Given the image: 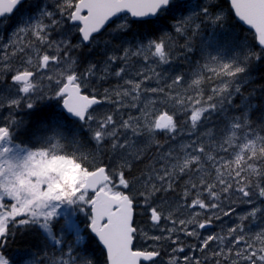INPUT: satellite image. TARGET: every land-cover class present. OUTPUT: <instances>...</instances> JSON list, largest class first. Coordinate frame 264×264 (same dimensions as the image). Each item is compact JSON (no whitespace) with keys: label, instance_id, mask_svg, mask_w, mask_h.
<instances>
[{"label":"snow or ice","instance_id":"snow-or-ice-1","mask_svg":"<svg viewBox=\"0 0 264 264\" xmlns=\"http://www.w3.org/2000/svg\"><path fill=\"white\" fill-rule=\"evenodd\" d=\"M23 4L24 0H0V23H6L4 18L19 11ZM230 6L235 16L254 30L260 52L238 45L237 38L225 31L224 16L214 12L207 3L190 6L187 0H59L55 11L37 5L35 13L20 12L17 26L8 42H0V53L3 54L4 67L9 68L10 57L33 52L14 71L11 81L13 85H20L19 93L26 95V108L35 109V143L16 142L13 131L15 118L11 123H0V264H94L87 255L86 245L90 239H97L103 246L107 264L152 261L160 256L158 250H133L137 231L133 227L136 196L118 189H130L133 184L139 183L141 188L138 195L150 208L151 222L159 225L162 219L172 220V214L164 217L158 207L151 206L157 194L172 190L181 174L193 172L195 175L203 171L200 167L202 163L211 162L215 177L209 182V177L200 176L198 182L186 185V207L218 209L219 204L212 201L218 202L220 193H238L241 202L248 204L253 203L255 195L264 197V137L253 131L247 112L228 121L226 131L231 134L219 145L216 156L208 154L212 145H206L202 138H198L184 146L182 162L181 157H174L169 152L147 166L146 173L141 172L139 177L129 179L131 170L143 154V150L135 147L134 138L144 133L151 136L157 131L175 135L178 131L175 111L171 115L168 111L161 112L153 119L154 112L145 106L139 109L141 116L129 117L119 124L111 114L97 120L90 114V109L112 99L109 89L104 90L102 98H98L95 92L87 95L82 91L87 87L88 78L95 76L97 71L103 73L100 79L114 75L124 80L120 90L112 93L117 98L114 102L119 106H123V100L127 97L132 98L130 106L136 107L135 101L141 95L148 92L159 95L163 99L152 103H161L165 107L171 103L179 108L187 117L186 124L190 122V130L195 132L198 125L210 119L213 113L224 111L226 105H232L237 95H242L239 78L248 73L253 61L264 60V0H230ZM57 15L60 19H57ZM129 15L133 18L131 22L123 18ZM65 19L68 28L62 31V38L50 39L51 31L60 27ZM115 20H120L115 24L116 38L127 37L132 23L146 26L148 30L133 35L131 40L121 39V43L113 47L112 54L107 55L103 68L89 64L83 73L78 72L74 67L77 61L72 57V51L92 44L94 34L100 33ZM165 24L183 39L184 44L179 48L185 59L195 49L205 61L192 71L189 86L192 94H172L177 86L185 82L186 74L183 73L175 75L167 89L144 87L145 82L153 78L149 72L160 75L155 68L137 70L132 78L124 79L134 67L133 58H138L145 65L154 59L161 64L170 63L172 50L177 46L172 42V35L169 32L152 34L157 25ZM73 27L78 33L79 44L73 43ZM34 58L36 63H33ZM113 64L119 66L112 69ZM50 65L56 66L58 71L34 82L40 72L50 70ZM44 78L55 84L51 96L40 91ZM206 79L215 82L211 94L207 96L201 88ZM33 93H38L35 99L28 95ZM43 99L62 101V111L56 113L54 109L44 111L37 108ZM20 104V98H11L7 106L18 108ZM244 107H252L247 103V98H244ZM93 122L95 128L92 127ZM237 132H243V143H237ZM85 135L98 147H103L105 140L111 141L109 150L116 158L115 167L96 164L93 156L90 170L86 166L89 163L88 155L80 152V147L67 151L66 145H81L82 141L78 138ZM206 135L213 139L211 130ZM221 152L225 155H220ZM226 155H232L233 159H226ZM204 156L207 157L206 161H202ZM173 160L176 162L171 163ZM257 161L261 162L259 169L256 167ZM156 163L161 166L157 168ZM192 193L195 196L189 204L187 199ZM205 193L210 198L207 202L202 198ZM231 211L224 215H229ZM258 211L253 206L248 216L255 217ZM81 214L86 221L84 224L80 220ZM212 222L213 217L198 223L181 219L177 227V221L172 220L174 227L165 229L169 233L166 238L172 239L177 231L196 236L195 228L188 230L189 224L195 223V227L204 229ZM14 229H37L42 237L38 245L18 250L15 262L3 251L9 237L15 234ZM238 231L242 232L243 229H229L230 233ZM162 238L156 236L152 239L159 241ZM215 240L223 242L224 237L207 236L200 245L201 250L207 249L210 242ZM172 242L179 244V238ZM241 243L245 247L237 250L236 257L245 264H264V231L251 238V242L243 235L233 238L235 246ZM176 251L183 252L184 248L176 247L173 252ZM231 252V248L227 252L222 249L214 252L213 256L227 257ZM192 259L184 256L183 264H190ZM169 264L180 262L173 257ZM196 264H200V261L196 260Z\"/></svg>","mask_w":264,"mask_h":264},{"label":"rangeland","instance_id":"rangeland-1","mask_svg":"<svg viewBox=\"0 0 264 264\" xmlns=\"http://www.w3.org/2000/svg\"><path fill=\"white\" fill-rule=\"evenodd\" d=\"M218 1L219 0H194V1H191L189 3V5L191 6V5H195L198 3L210 4L212 2H218ZM58 2H59V0H26L25 6H24L22 11H25L26 8H30V7L33 8L34 5H39V4L42 5L41 7L46 6L50 11H55V8H56V5ZM215 12L222 14L224 16V18H226V10L216 9ZM57 19H60L59 15H57ZM5 21H6V23H0V42H3V43H7L9 40V37L11 36L10 33H7L8 24L10 23V21H8V19ZM224 27H227V25H224ZM228 27L229 28L233 27V23L231 21H229ZM67 28H68V22L65 19L64 21H62V24L60 27L55 28V31L52 30L55 33L57 31L59 32L58 37L56 39L54 37H52V40H60L62 38V31L67 29ZM153 30H155V32ZM153 30H152L153 35H156V34L160 35L161 34L160 30L157 26ZM232 30H233V32L230 31L227 33H229L232 36H235L237 38L236 43L238 45L247 46V49L250 51L252 49V51H254V52H260V50H261L260 47L258 48V46H254L253 41L250 40L251 38H248L247 36H245L244 33L242 36V34H241L242 32L240 33L235 28H232ZM110 31H111L110 29H107L106 31L101 32V34L99 36H95V41L92 44L85 45V47H84V45H82L83 48H82V46H80L79 48L72 51L71 55L77 61V63L74 65V67L76 68V70L78 72L83 73L85 71V69L87 68V66L89 65V63H88L87 66H85L86 65V62H85L83 67L80 68V64H81L80 55L83 51H86V52H84L85 57L88 54V56L94 55L93 59H95V60L98 59V61H97L98 63H95V61L90 59V61L93 62L90 64L95 63L98 66V68H103L104 60L101 59L100 51L103 49V47L104 48L107 47L106 49H108L111 46V48L113 49L114 46L119 45V42L122 39V38H120V40H118V38H116L117 35L114 32H110ZM143 31H145V30H143ZM143 31H142V33H143ZM12 32H13V30H12ZM165 32H169L172 35V37H173L172 42L177 45L172 50V58H171L170 63L163 66L164 64L159 63L158 60H156V59L153 60V64L151 62V63H148L147 65H145V63L141 60L137 61V62L132 61V64L134 65V67L130 70L129 74L124 76V79L132 78L135 75V72L137 70L143 69V70L147 71L148 69L156 68L155 72L156 73L159 72L160 75L156 76L153 73L149 72V75H152L153 78H152V81L150 80L149 84L144 85V87L145 88L163 87V88L167 89L168 85L171 84L172 78H174V76L177 74L183 73V74H186L185 75V82L182 85L177 86L176 90H174L172 94L176 95L178 92L181 95H184L185 93L192 94L191 89L189 88V86L191 84V79L193 78L192 77V71L195 69L196 66L198 67L199 64H203L205 61L202 59V61L196 63V62H194V59H192V57L189 55L187 56V59H184V61H182L181 60L182 54H180L181 50H178V49H180L179 45H183L184 42L182 41V39L177 37L176 34L174 32H172V30H168ZM71 33L74 37L73 43L79 44L78 33H77L75 27H73L71 29ZM138 34H140V33H138L137 31H133V33L131 35H129V37L124 38V39L131 40L133 35H138ZM239 35H240V37H238ZM99 44H100V47H99ZM94 48H95V50H94ZM91 52L92 53L94 52V53L92 54ZM102 52L106 53V50L103 49ZM193 52L200 53L199 51H196L195 49ZM109 54H112V52L108 53L107 55H109ZM213 54H215V53H213ZM28 55H33V52L29 51V52H27V55L21 56L17 59L15 57H18L19 54L12 57V59L9 60V68H5L4 67L5 61L2 58L3 54L0 53V79H4V78H6V76H8V80H11V76L14 74V71L22 66L24 61H26ZM183 57H184V55H183ZM263 62H264V60L263 61L261 60L259 62L253 61L254 64H260ZM33 63H36L35 58L33 60ZM155 65L156 66L158 65V66L156 67ZM161 66H163V67L161 68ZM251 66H252V64H251ZM254 68H256V66H254ZM83 69H84V71H83ZM249 69L251 70L253 68L250 67ZM250 70L248 71V73H250ZM56 71H58L56 66L50 65V70H44V71L40 72L34 78V82L41 81L42 77H46L47 75H53V74H55ZM96 74L97 75L92 76V77H96V78H93V79H91V77L88 78L89 83L87 81V87L85 88L86 93L91 94V93L95 92V94H97V95H98V93H100L103 97L105 89H109V94L111 96H113L112 93L114 91L120 90V88L117 86V83H115V82H117L116 77L106 76L103 79H99L97 77H101L100 75L102 74V72L97 71ZM112 78H113V80H112ZM114 79H115V81H114ZM239 79L241 81L240 86H242V84L248 80V78H246L244 75L242 77H240ZM110 81H112V82L110 83ZM90 82L92 83L93 86L95 85V87L91 86ZM107 82H109V85H106ZM121 82H124V80L121 79L120 81H118V83H121ZM214 84H215L214 81H208V85H204V84L201 85V88L203 89L205 96L211 94V87L214 86ZM100 85H102V86H100ZM256 86L257 85H255V90H256L257 94L259 96H261V95L263 96L264 92L262 91V89H258V88H256ZM13 87L15 88V90ZM110 87H111V90H110ZM54 88H55V84H51L46 78H44L42 80V83L40 84V91H43L47 96L52 95L51 90ZM93 88H94V90H93ZM18 90H19V86L13 85L12 82L10 83L9 86H6V87L0 85V104H1L0 105V123L5 122V121H8L9 123H11L12 118H15V126H16V124H18L19 121L21 120L22 116H24V111H25L24 107L26 108V105H20L18 108H16V107L9 108L7 106L8 100L11 98H20L21 103H25V104L28 102V99L27 98L25 99L24 96H21V94L19 93ZM4 92H6V93H4ZM8 92H10V93H8ZM30 96L33 99H35L36 96H38V93H33ZM161 99H163V97H161L159 95L154 96L152 93L151 94L146 93L144 95H141L140 99L135 101L136 107H134V109H133L134 115L133 116H127L126 115V117L124 119H128L129 117L141 116V112L139 111V109H141L145 106H147L150 111L154 112V116L151 117L153 119L155 118V116H158L161 112H164V111H168L170 115L173 114V111H175L177 117L180 114H182L181 117H186L179 108L175 107L171 103L168 104L167 107H165L161 103H152V101H159ZM44 100L52 101L51 99H43V100H40L39 102H42ZM114 101L115 100H113V99L105 100L104 101L105 104L103 103V105L98 106L97 108H95V110L90 111V114L93 117H95L97 120L101 119L105 115L111 114V115H113L116 123L119 124L121 121V120H119V114L120 115L123 113L127 114L129 111H126L125 109H121L120 111H116L115 107H120V106L117 103H115ZM132 102L133 101H132L131 97L125 98L123 100V107L130 109V107H131L130 104ZM250 105L251 106L253 105V106L249 110H252L253 107L258 106L255 104V102H251ZM131 109H132V107H131ZM98 110H99V113H98ZM21 112H23L22 115H21ZM228 113L231 116V118L234 117V115H232L231 112H228ZM242 113H243L242 111H239L238 115L241 116ZM252 115H253V113H251V116ZM216 116H217V114L215 113V114L211 115L210 119L205 120L202 124L198 125V126H203L202 127V135L198 138H203L207 142L208 145L209 144L212 145V147L208 151V153H209V155H213V156H216V152L218 150V149L214 148V146H213L214 140H216L217 137H221V135H222L221 132H222L223 126H224V124L222 125L220 122L217 121ZM124 119L122 118V120H124ZM186 121H187V119H186ZM92 127L93 128L96 127L94 122L92 123ZM186 128L190 130V122H188L186 124V122H182L178 118V131H177V133L175 135L164 133L165 135H167V136H164V135L162 136L164 139V142L165 143H171L174 146H176L177 144H183L184 146L188 145V143L181 141L179 138V135L182 134V132ZM258 128H261V126H259ZM198 130H201V129H198ZM209 130H211V135L213 137V139H211V140L206 135V133H208ZM128 135L131 138L130 132ZM142 136L143 135L141 134L139 137H136L133 140L135 147L143 150V154L141 156L142 157L141 162H143V164L138 169V171H139V172H137L138 176L141 175V172H145V173L147 172V166L155 163L156 154H158L160 152H164V148H163L164 142L161 143L162 140L160 139V133L159 134L153 133V134H151L150 137L149 136L142 137ZM263 137H264V134H263ZM109 141L110 140H105V142H104L105 144L103 145V147H100V148L95 143L92 142L95 145L94 151H91V154H89L90 151L86 152L85 155H88V159H89L91 156H94L96 154L95 155L96 156V158H95L96 164H101V163L105 164L106 163L105 165L111 164L113 167H115L116 166V158L113 156V154L109 150V146L111 144V141L110 142ZM156 142H158L160 147H157ZM243 142H244L243 140L237 141V143H243ZM145 146H146V148H144ZM158 148H161V149L158 150ZM179 150H180V152L176 151L177 153H175L174 151H170V150L167 151V153L172 152L174 157L176 155H180L183 157V150L184 149L180 148ZM104 154H106V155H104ZM220 155H225V153H220ZM102 156L105 158L107 157V158L105 159ZM225 158L226 159H233V156L229 155V156H225ZM102 159H104V160H102ZM91 162L92 161H89L90 165H91ZM181 162H182V160H181ZM90 165H86V166H89L90 170H91ZM256 167L258 169L261 167L260 161L256 162ZM202 169H203V171H200L199 173H196L195 175L192 173V177L199 180L200 176H206V177L210 178L209 182H212V179H214L215 175L210 176V174L212 172L215 173L214 168L213 167H210V168L203 167ZM192 177H190V179ZM129 179H131V177H129ZM187 181L188 180H186L185 184L187 183ZM118 190L125 191L128 193L130 191L132 192L134 190L132 193H135L136 198H137L136 200L137 201L139 200L138 204H137L139 206H137V210H136L137 214L135 217V226L137 227V235H135V239H136L135 248L140 249V250H151V249L152 250H159L161 252H162L161 249L165 250V253H164L165 257L162 256L161 259H159L158 261H155L152 264H165V262L167 264H169V261L171 258L175 257L178 261H180L181 259H183L184 256H189V257L194 258L191 260L190 264H196V260H199L201 264H215L214 260H213V253L214 252H220L222 249L225 252H227V250L229 248H231V250H232L231 255H229L227 257L215 256V258H220L219 261H221V262H224V260L227 259L230 264H234V263L235 264H245V262L242 259L236 257V255H235L237 250L243 249L245 247V245H244V243H241L240 245L235 246L233 244V238L237 235H243L246 239L249 240V242H251V238L255 237L256 234L264 231V205L260 210L261 215H263L262 218L258 217L257 215L255 217L248 216V213L252 210V208H242V207H240L241 204H238V203L235 204L234 206H233V203L230 204L229 208H225V211H224V209L221 206V201H222V199L229 197L230 193L227 195H225V194L220 195V199L218 202L212 201L213 203H218L219 207H218V209H211L209 211L204 210V209H200L199 207H197L195 209L186 207L184 199L183 200L180 199L179 202H171V200H169V199H173L174 196H169V198L168 197L157 198L154 202H152L151 206L152 207H158L163 212L164 217H167L169 215V213H171L172 214V220L177 221V225H176L177 227H178V221L181 219L193 220L195 223H198V222L203 221L204 219H206L208 217H213V216L219 217L222 215V216H225V218L223 220H221V223H219L218 221H215V223L218 226L222 225V227H220V228H222V229L224 228L225 230H229V229L234 227L235 221H238L240 223V221L242 220L241 219L242 217H245V216L251 217L247 223H242V224H246L244 227H240L243 229L242 232H238L237 234L228 232L227 233V235H228L227 239H224L223 242L212 241V242H210L208 248L205 249L203 252H201L200 245H201L203 239H205L209 235H214L216 229L212 228L209 232H207V231H205V228L199 229L198 227H195V223H193V224L188 225V230L191 231V230H193V228H195V231L197 232L196 236H188L184 232L177 231L176 233L173 234L172 239H167L166 237L169 236V233L167 231H165V229H169V228L174 227L172 220L162 219L161 222L159 223V225H154L151 222L150 208H148L144 204L143 199L140 198L138 195L139 183H137L135 185L133 184L130 189L120 188ZM170 193H172V192H168L167 194H170ZM175 194H177V193H175ZM132 195H134V194H132ZM162 195L164 196V193ZM233 196L235 198V197L239 196V194L234 192ZM141 200H142V202H141ZM252 200H253V202H255V204H260V203H262L261 201L264 200V197H259L258 195H255V196H253ZM187 201H188L187 203H189V204L191 203L190 200H187ZM238 201H240V200H238ZM231 202H233V198L231 199ZM230 209L232 210L230 212V214L224 215V213L229 212ZM145 213H147V215H146L147 220L146 221H148V224L145 223L144 217L142 218L143 214H145ZM197 214H198V216H197ZM137 217H139V218H137ZM82 219H84L83 214H81V216H80V220H82ZM213 222H214V220H213ZM149 223H151V224H149ZM156 236H161L164 238H162L159 241L152 239L153 237H156ZM177 237L179 238L180 242L184 241V243L183 244H173L172 240L176 239ZM188 238L190 240H187ZM188 241H190V242H188ZM176 247H183L184 251L183 252H179V251L173 252V249ZM209 249H210V251H208ZM162 254H163V252H162ZM221 257L224 259H222ZM149 264H151V262ZM180 264H183V262H181Z\"/></svg>","mask_w":264,"mask_h":264},{"label":"bare ground","instance_id":"bare-ground-1","mask_svg":"<svg viewBox=\"0 0 264 264\" xmlns=\"http://www.w3.org/2000/svg\"><path fill=\"white\" fill-rule=\"evenodd\" d=\"M40 2V1H39ZM38 3V2H37ZM144 28H147V27H145L144 26ZM154 32H155V30H153ZM240 32V31H239ZM238 32V33H239ZM241 33V32H240ZM242 34V36H243V33H241ZM157 35V34H156ZM236 35V34H235ZM238 37H240V35L238 36ZM245 37V36H244ZM248 37V36H247ZM246 37V38H247ZM245 38V39H246ZM251 41H252V39H250ZM248 43V42H247ZM251 43V42H250ZM249 43V44H250ZM117 44V43H116ZM115 44V45H116ZM103 45V44H102ZM254 45V44H253ZM84 47H85V45H84ZM96 47V46H95ZM99 47H100V44H99ZM102 47V46H101ZM109 47V46H108ZM113 47V46H112ZM82 48H83V46H82ZM97 48V47H96ZM104 48V47H103ZM107 48V47H106ZM109 48H111V46L109 47ZM175 48V47H174ZM259 48V47H258ZM251 49V48H250ZM94 50H95V48H94ZM100 50V49H99ZM178 50H180V49H178ZM259 50V49H258ZM176 51V50H175ZM251 51H252V49H251ZM77 52V51H76ZM84 52H86V51H83L82 53H81V57H82V59H83V61H84V63L86 62V65L85 66H87V64L89 63H93L92 61H90V59H89V57L90 56H88V54L86 55V57L84 56ZM90 53V52H89ZM92 53V52H91ZM94 53V52H93ZM92 53V54H93ZM97 53V52H96ZM180 54H182V58H181V60L182 61H184V57H183V53L182 52H180ZM96 55V54H95ZM98 55V54H97ZM101 55V54H100ZM189 56H191L192 57V59H194V62H200V61H202V59H201V54L200 53H196V52H193V53H190V54H188ZM92 58H94L93 56H91V59ZM101 59H103L102 57H101ZM96 61H98V59L96 60ZM133 62H137V61H140L138 58H133V60H132ZM263 61V60H262ZM98 63V62H97ZM158 63V62H157ZM187 63V62H186ZM190 63V62H189ZM253 63V62H252ZM95 64V63H94ZM152 64H153V62H152ZM150 65V64H149ZM253 65H254V63H253ZM253 65L251 66L252 68H254L253 67ZM261 65V64H260ZM156 66V65H155ZM154 66V67H155ZM158 66V65H157ZM156 66V67H157ZM263 66H264V63H263ZM185 68V67H184ZM158 69V68H157ZM155 70H156V68H155ZM159 70V69H158ZM250 70V69H249ZM252 70V69H251ZM250 70V71H251ZM252 72L253 71H251L250 73H247V75L245 74L244 76L246 77V78H248V80L247 81H245L243 84H242V86H241V92H242V95H237L236 97H235V99L233 100V103H232V105L234 106V107H236V106H239V105H244V98H247V103L248 104H250L251 102H255V104L256 105H259V100L257 99L258 97H259V95L257 94V92H256V90H255V86H254V84H252V82H253V80H255V79H253V75H252ZM159 73V72H158ZM253 74H254V72H253ZM255 74H257V73H255ZM97 75V74H96ZM154 76V75H153ZM155 79V78H154ZM259 80V79H258ZM114 81H115V79H114ZM151 81H152V79H151ZM92 82V81H91ZM90 82V83H91ZM112 81H110V83H111ZM255 82V81H254ZM256 82H258V81H256ZM261 82V81H260ZM88 83H89V81H88ZM94 83V82H93ZM108 83V84H107ZM106 83V85H109V82H107ZM95 84V83H94ZM146 84H149V81H146L145 82V84L144 85H146ZM97 85V84H96ZM113 85V84H112ZM89 86V85H88ZM91 86H93L92 85V83H91ZM100 86H102V85H100ZM99 86V87H100ZM93 87H95V85L93 86ZM113 87V86H112ZM14 88V87H13ZM100 89V88H99ZM14 90H15V88H14ZM93 90H94V88H93ZM110 90H111V87H110ZM5 91V90H4ZM263 92H264V89L262 90ZM4 93H6V92H4ZM8 93H10V92H8ZM148 93H150V92H148ZM151 94V93H150ZM10 96V95H9ZM9 98V97H8ZM8 100V99H7ZM252 100H254V101H252ZM42 103H44V102H42ZM6 104V103H5ZM105 104V103H104ZM1 105V104H0ZM43 105V104H42ZM50 105H51V103H50ZM49 105V106H50ZM3 106V105H2ZM39 106V105H38ZM45 106H48V105H45L44 104V108H45ZM5 107V106H4ZM51 107V106H50ZM50 107H48V109L50 110V109H54V107H52V108H50ZM2 108V107H1ZM6 108V107H5ZM40 109H41V107H40ZM46 109V108H45ZM116 109H125L126 111H129L127 114L126 113H123V114H119V120H122V118L124 119L125 117H126V115L127 116H133L134 115V112H133V109H134V107H132V109H131V107H130V109H128V108H124L123 106L122 107H117ZM244 110H245V107L243 108ZM22 110V109H21ZM97 110V109H96ZM100 110V109H99ZM99 110H98V113H99ZM35 111V110H34ZM20 112V111H19ZM28 112V111H27ZM30 112H32V111H30ZM30 112H29V114H30ZM22 113L23 112H21V115H22ZM28 114V115H29ZM25 115V114H24ZM181 115L182 114H180L179 116H178V118H179V120L180 121H182V122H186V117H181ZM31 116V115H30ZM30 116H28V117H30ZM28 117L26 118V119H28ZM249 117V116H248ZM216 118H217V121L218 122H220L222 125L224 124V126H223V130H222V132H221V137H217V139L216 140H214V144H213V146H214V148H216V149H219V145L221 144V143H223V141H224V139L226 138V136L227 135H230V132H228V131H226V127H227V123H228V121L231 119V116L229 115V113H228V116H226L225 114H224V116L222 115V114H217V116H216ZM23 119H24V117H23ZM33 119V118H32ZM21 121V120H20ZM27 121V120H26ZM33 123V122H32ZM19 124H20V122H19ZM27 124H28V122H27ZM34 124H36L35 123V121H34ZM32 125V124H31ZM34 125H32L31 127H33ZM34 127H36V126H34ZM33 127V128H34ZM18 127H16V129H17ZM32 128V129H33ZM212 128V127H211ZM29 129V128H28ZM29 131H30V129H29ZM33 131V130H32ZM28 132V131H27ZM33 132H35V131H33ZM167 136V135H165L164 133H160V139L162 140V142L161 143H163L164 142V139H163V137L162 136ZM32 137H33V135H32ZM85 137V136H84ZM198 137H200L199 135H198V132H197V129L195 130V132H193V131H191V130H189V129H185L183 132H182V134H180L179 135V138H180V140L181 141H184V142H186V143H190L191 141H194V140H197V138ZM238 137V139H237V141H240V140H243L242 139V137L241 136H237ZM262 137H263V135H262ZM85 140V139H84ZM86 140H87V138H86ZM202 140H203V143H205L206 145H208L207 144V142L202 138ZM88 142H90L89 141V139H88ZM105 142V141H104ZM110 142V141H109ZM87 143V142H86ZM86 143H84V144H86ZM91 143V142H90ZM89 143V144H90ZM94 143V142H93ZM93 143H92V145H90L91 147H93L94 146V148H95V145H93ZM108 143V142H107ZM160 143V144H161ZM83 144V143H82ZM88 144V143H87ZM86 144V145H87ZM105 143H103V145H104ZM86 145H84V146H86ZM144 145V144H143ZM149 145V144H148ZM88 148H89V146H87ZM143 147V146H142ZM141 147V148H142ZM148 147V146H147ZM83 148H85V149H87L86 147H83ZM98 148V147H97ZM100 148V147H99ZM144 148H146V146L144 147ZM163 148H164V152H160V153H158V154H156V158L157 157H162V156H164L165 154H167V151H174L175 153H177L176 152V150H175V146L173 145V144H171V143H165L164 142V145H163ZM69 149H70V147H69ZM68 149V150H69ZM84 149V150H85ZM90 149V148H89ZM89 149H88V151H89ZM161 148H158V150H160ZM71 150H73L72 148H71ZM100 150V149H99ZM157 150V151H158ZM94 151V150H93ZM231 151V150H230ZM156 152V151H155ZM221 153H223V152H221ZM89 154H91V153H89ZM173 154V153H172ZM96 155V154H95ZM94 155V156H95ZM104 155H106V154H104ZM182 155V154H181ZM176 156H179V157H181V160H182V156H180V155H176ZM226 156H229V155H226ZM101 157V156H100ZM103 157V156H102ZM95 158H96V156H95ZM103 158H105V157H103ZM107 158V157H106ZM105 158V159H106ZM141 159H142V157H141ZM141 159H140V161H138L137 163H136V165H135V167L131 170V174H130V176L129 177H139L138 176V174H137V172H139L138 171V169L142 166V164H143V162H141ZM206 159H207V157L206 156H204V157H202V161H206ZM102 160H104V159H102ZM99 161V160H98ZM106 162V161H105ZM176 161L175 160H173L172 161V163H175ZM101 163V162H100ZM106 164V163H105ZM157 168H159L161 165L159 164V163H156V165H155ZM200 167H207V168H210V167H212L211 166V162H207V163H202V165L200 166ZM194 168H195V166H194ZM192 173L193 172H190L189 174H187V175H185V174H181V176L179 177V178H177V180H176V182L173 184V189L172 190H170L169 192H172V193H170V194H164V196L162 195L163 193H158L157 194V198H161V197H168L169 198V196H174V198L173 199H169V200H171V202H179V200L180 199H184L185 200V198H184V190H185V187H186V185H190L192 182H198V179H195L194 177H192ZM215 175V173H211L210 174V176H214ZM190 177H192L191 179H190ZM186 180H188L187 181V183L185 184V182H186ZM135 188V187H134ZM140 188H141V186H140V184H139V190H140ZM136 190V189H135ZM134 191V190H133ZM132 191V192H133ZM131 192V191H130ZM131 192V194H134V196H136L135 195V193H132ZM137 192V191H136ZM218 192H219V189H218ZM175 193H177V194H175ZM223 193H220V195H222ZM195 196V193H192V195L187 199V200H190V202H191V199L193 198ZM202 198L203 199H205L206 200V202L210 199L208 196H207V194L205 193L203 196H202ZM228 198V197H227ZM227 198H224V199H222V201H221V206H222V208L224 209V211H225V208H229V205L230 204H232L233 202H231V200L230 199H227ZM137 199V198H136ZM139 201V200H138ZM235 201H238V200H235ZM260 201V200H259ZM141 202H142V200H141ZM188 202V201H187ZM262 203H260V204H245V205H240V207H242V208H253V206L256 208V209H258L259 211L257 212V216L258 217H263V215H261V212H260V210H261V208L263 207V205H264V200H262L261 201ZM137 206H139V205H137ZM142 207V206H141ZM140 208V207H139ZM137 210V209H136ZM141 210V209H140ZM143 210V209H142ZM207 211H209V210H207ZM140 213V212H139ZM140 217V216H139ZM139 217H137V218H139ZM147 217V216H146ZM245 217H247L246 219H243V220H241L240 221V223L238 222V221H235L234 222V227H244L246 224H242V223H247L248 222V220L251 218V217H248V216H245ZM142 218H143V216H142ZM225 218V216H219V219H215V217L213 216V220H214V222H212V224L210 225L213 229H218V230H221V232H226V233H228L229 232V230H225L224 228L222 229V228H220V227H222V225H216V223H215V221H218L219 223H221V220H223ZM139 220V219H138ZM140 221V220H139ZM233 227V228H234ZM246 228V227H245ZM239 232V231H238ZM238 232H235V234H237ZM187 240H190L189 238L187 239ZM186 240V241H187ZM188 242H190V241H188ZM184 243V241L183 242H180L179 241V244H183ZM94 249V248H93ZM96 252H99L98 250L96 251ZM182 261H180V263H181Z\"/></svg>","mask_w":264,"mask_h":264},{"label":"trees","instance_id":"trees-1","mask_svg":"<svg viewBox=\"0 0 264 264\" xmlns=\"http://www.w3.org/2000/svg\"><path fill=\"white\" fill-rule=\"evenodd\" d=\"M230 21L233 23L232 28L238 27V24H236L235 21H232V20H230ZM142 27H144V26H142ZM263 63H260L261 65L260 64H254V66H256V68L252 69V71L254 72V74L252 72L253 79H255V80H253L252 84H254V86L257 85L256 88L262 89V90L264 89V66H263ZM252 65H253V63H252ZM255 73H257V74H255ZM256 81H258V82H256ZM257 99L260 102H259L258 106L254 107L252 109L253 110L252 111V113H253L252 121L255 124H260V126L263 127L264 126V95L259 96ZM252 101H254V100H252ZM44 104L47 105V102L39 103L38 104L39 106L37 105V108L40 109V107H41V109H43L44 111H48L49 110L48 107H50V106H51L50 108H52V105L49 104L50 106L49 105L45 106V108H46L45 109ZM34 110H31L32 112H30V111L26 112L25 115L22 116L21 121H19L20 124L18 123L14 127L13 131L15 134L16 142H18V143L19 142H25V143H33V144L35 143V138H34V136L32 137V135L34 133L33 131H35V128H36V127H34V126H36V124H34L35 119L33 117ZM29 112H30V114H29ZM28 116H30V117H28ZM23 117H24V119H23ZM27 117H28V119H26ZM27 122H28V124H27ZM35 123H36V121H35ZM31 124L34 125L33 126L34 128L31 127L32 126ZM25 125H27V128H25ZM16 127H18V128L16 129ZM28 128L30 129V131ZM38 135L39 134H37L36 138H38ZM78 139L81 140L83 144L71 145V146L66 145L67 151L71 152L72 151L71 148L74 149L76 147H80V152H82L83 154H86V152L90 151L89 153H91V151L94 150V146L93 147L90 146V145H92V142L91 141H90L91 143L88 142V138L86 140V138L84 136H82V137H79ZM84 143H86L87 145ZM84 145H86V146H84ZM87 146H89L90 149ZM69 147H70V149H69ZM83 147H86L87 149H85ZM88 149H89V151H88ZM92 160H93V156H91L88 159V161H92ZM86 165H90V164L88 163ZM81 222H82V224L86 223V221L84 219H82ZM14 233H15L14 236L9 237L6 247L3 249L4 253L13 262H15L17 260L18 250L30 248V247H33L34 245H38L40 243V240L42 239L40 232L37 229H28V230L14 229ZM86 247H87V255L89 256L90 259H92L94 261V264H105L104 254H103L101 248L99 247V245L97 244L95 239H90L89 242L87 243ZM97 250L99 252H96Z\"/></svg>","mask_w":264,"mask_h":264},{"label":"flooded vegetation","instance_id":"flooded-vegetation-1","mask_svg":"<svg viewBox=\"0 0 264 264\" xmlns=\"http://www.w3.org/2000/svg\"><path fill=\"white\" fill-rule=\"evenodd\" d=\"M81 58H82V57H81ZM201 127H203V126H198V127H197V132H198V133H201V130H198V128H201ZM142 135H143L142 137H144V136H145V137H146V136H149L147 133H144V134H142ZM149 137H150V136H149ZM136 184H137V183H136ZM134 185H135V184H134ZM135 201L137 202V200H135ZM149 224H151V223H149ZM211 229H212V227L209 225V226H207V227L205 228V231L209 232ZM215 229H216V228H215ZM214 235L222 236V237H224V239H227V236H228L226 232H221V230H218V229L215 230ZM215 241H219V240H215ZM215 241H214V242H215ZM151 250H152V249H151ZM161 250H162L163 254H162L161 251L158 250V251L160 252V256H158V258H157L155 261H158L159 259H161L162 256L165 257V256H164L165 250H164V249H161ZM203 251H204V250H201V252H203ZM208 251H210V249H209ZM208 251H207V252H208ZM221 258H222V257H221ZM219 259H220V258H215V256H213V260H214V263H215V264H218ZM222 259H224V258H222ZM222 259H221V260H222ZM155 261H154V262H155ZM180 261L183 262V259H181ZM180 261H179V262H180ZM154 262H153V263H154ZM165 264H167V263L165 262ZM200 264H201V263H200ZM219 264H230V263L228 262L227 259H225L224 262L219 261ZM234 264H235V263H234Z\"/></svg>","mask_w":264,"mask_h":264},{"label":"water","instance_id":"water-1","mask_svg":"<svg viewBox=\"0 0 264 264\" xmlns=\"http://www.w3.org/2000/svg\"><path fill=\"white\" fill-rule=\"evenodd\" d=\"M230 1V0H229ZM238 19V18H237ZM239 20V19H238ZM240 21V20H239ZM240 22H242V21H240ZM243 23V22H242ZM244 24V23H243ZM245 25V24H244ZM245 26H247V25H245ZM247 27H249L250 28V26H247ZM258 42V41H257ZM133 217H134V215H133ZM100 244V243H99ZM101 245V244H100ZM102 246V245H101ZM103 247V246H102ZM145 261V260H144Z\"/></svg>","mask_w":264,"mask_h":264}]
</instances>
